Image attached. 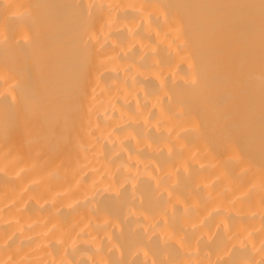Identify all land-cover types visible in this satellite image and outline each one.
Returning <instances> with one entry per match:
<instances>
[{
    "label": "bare ground",
    "instance_id": "obj_1",
    "mask_svg": "<svg viewBox=\"0 0 264 264\" xmlns=\"http://www.w3.org/2000/svg\"><path fill=\"white\" fill-rule=\"evenodd\" d=\"M0 264H264V0H0Z\"/></svg>",
    "mask_w": 264,
    "mask_h": 264
}]
</instances>
